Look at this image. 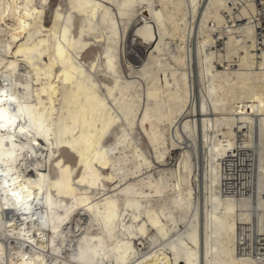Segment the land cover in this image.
<instances>
[{
    "label": "bare ground",
    "instance_id": "bare-ground-1",
    "mask_svg": "<svg viewBox=\"0 0 264 264\" xmlns=\"http://www.w3.org/2000/svg\"><path fill=\"white\" fill-rule=\"evenodd\" d=\"M261 16L0 0V264H264Z\"/></svg>",
    "mask_w": 264,
    "mask_h": 264
},
{
    "label": "built area",
    "instance_id": "built-area-1",
    "mask_svg": "<svg viewBox=\"0 0 264 264\" xmlns=\"http://www.w3.org/2000/svg\"><path fill=\"white\" fill-rule=\"evenodd\" d=\"M259 6L262 9V16H261V18L264 19V0H259ZM260 29H261V31H262V29H264V22H263V26Z\"/></svg>",
    "mask_w": 264,
    "mask_h": 264
},
{
    "label": "rangeland",
    "instance_id": "rangeland-1",
    "mask_svg": "<svg viewBox=\"0 0 264 264\" xmlns=\"http://www.w3.org/2000/svg\"><path fill=\"white\" fill-rule=\"evenodd\" d=\"M176 155H177L176 152H174L173 153V156L170 159V162H169L170 164H172L176 160ZM256 234H257V232H255V242H257V240H256Z\"/></svg>",
    "mask_w": 264,
    "mask_h": 264
}]
</instances>
